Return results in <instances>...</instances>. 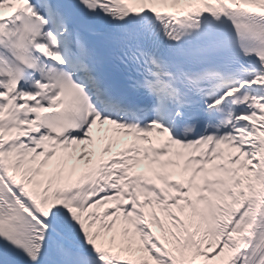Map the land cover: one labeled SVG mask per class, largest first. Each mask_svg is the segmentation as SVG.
<instances>
[{
	"label": "snow or ice",
	"instance_id": "obj_1",
	"mask_svg": "<svg viewBox=\"0 0 264 264\" xmlns=\"http://www.w3.org/2000/svg\"><path fill=\"white\" fill-rule=\"evenodd\" d=\"M0 264H264V0H0Z\"/></svg>",
	"mask_w": 264,
	"mask_h": 264
}]
</instances>
